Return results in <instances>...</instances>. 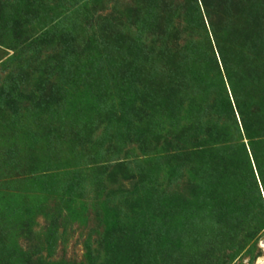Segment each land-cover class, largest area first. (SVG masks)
I'll list each match as a JSON object with an SVG mask.
<instances>
[{"label": "rangeland", "instance_id": "rangeland-1", "mask_svg": "<svg viewBox=\"0 0 264 264\" xmlns=\"http://www.w3.org/2000/svg\"><path fill=\"white\" fill-rule=\"evenodd\" d=\"M130 1L0 0V264H264L242 141L218 144L222 194L197 204L152 141L136 98L150 78L123 40ZM223 5L213 21L264 169V81Z\"/></svg>", "mask_w": 264, "mask_h": 264}, {"label": "trees", "instance_id": "trees-1", "mask_svg": "<svg viewBox=\"0 0 264 264\" xmlns=\"http://www.w3.org/2000/svg\"><path fill=\"white\" fill-rule=\"evenodd\" d=\"M222 1V8L242 19L241 53L253 58V79L264 81V0H131L125 11L136 18L137 35L123 40L139 77L147 73L150 78L142 76L136 94L140 110L152 141L170 148L172 179L184 175L196 204L222 194L226 167L218 144L235 141L234 135L242 141L256 186L264 191V169L213 21ZM202 45L205 51L210 47L213 60L203 58ZM245 136L249 141H243Z\"/></svg>", "mask_w": 264, "mask_h": 264}]
</instances>
